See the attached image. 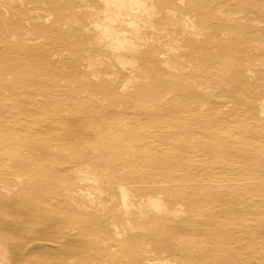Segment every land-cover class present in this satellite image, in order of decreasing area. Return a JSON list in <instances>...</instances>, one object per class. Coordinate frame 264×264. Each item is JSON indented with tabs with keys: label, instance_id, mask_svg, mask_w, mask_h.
<instances>
[{
	"label": "rangeland",
	"instance_id": "374dc122",
	"mask_svg": "<svg viewBox=\"0 0 264 264\" xmlns=\"http://www.w3.org/2000/svg\"><path fill=\"white\" fill-rule=\"evenodd\" d=\"M146 1L145 8L153 14L150 19L143 18L140 38L127 31L128 21L133 17L126 15L131 11L123 12L116 21L117 29H122L118 35L101 36L93 23L96 18H100V23L106 22L102 19L106 9L103 0H15L18 12L8 1H0V15L17 22L14 28L2 29L0 25V39L11 31L19 33L26 43L50 50L51 59L68 77L72 70H77L85 78L84 82L97 85L94 92H84L78 82L56 76L49 80L52 87L46 88L33 73L11 70L5 53L0 55V252L8 264H161V259L168 264H228L201 252L215 238L193 235L200 234V229L209 222L191 220L189 216L179 221L172 213L173 208L168 207L160 214L156 212L155 231L161 235H142L141 213L130 205V202L138 203L142 196L143 184L138 175H147L150 179L155 175L168 186L176 183L175 186L182 188L186 183L178 182L180 174L163 170L159 161L157 167L150 161L154 156L158 159L179 148L170 137L175 131L173 118L164 116L159 121L152 118L160 107H168L172 102H127L116 88L128 85L127 90L135 92L137 85L128 84V79L139 73L149 76L152 60L161 53L168 55L169 70L174 68L172 61L180 59L176 70L187 75L198 73L203 62L198 61L200 56L190 44L191 36L177 42L173 50L158 46L159 33L153 29L162 31L160 41L165 42L169 37L165 35L166 30L171 31L173 27L165 11V0ZM188 2L177 0L182 9ZM114 10L110 7L111 12ZM186 12L184 9L182 16L190 17ZM237 13L235 17H242L238 11L234 12ZM197 19L198 16L196 22ZM252 21L254 26L264 27V17L261 21L253 17ZM119 38L131 40L137 49H123L117 42ZM200 39L204 44L209 42L207 37ZM237 47L245 50L244 46ZM248 51L252 55L260 52L257 49L259 52H254L252 47ZM121 59L136 62L138 69L131 73L129 66L120 64ZM192 84L200 89L207 87L200 79L193 80ZM69 97L79 101L72 103ZM91 99L95 101L89 102ZM186 110L204 120L226 118L225 126L209 131H218L238 148H248L241 140L243 128L257 125L254 135L258 139L257 148L264 149V125L250 118L244 102L235 104L209 95L204 102ZM239 114L243 117L237 120ZM106 123L110 129H104ZM141 124L152 125L146 126L143 139L151 147L142 149L146 146L140 143L135 148L140 156L138 162L120 168L121 178L131 180L137 176L138 179L133 184L124 183L130 193L122 210L119 194L99 195L98 190L109 185L104 179L109 173L108 160L123 156L124 148L116 143L132 140L131 130L139 129ZM185 134L194 135L189 130ZM205 139L206 146L212 143L207 141L208 136ZM192 142L198 143L195 136L187 143L194 145ZM187 152L191 156L192 151ZM5 154L10 155L7 160L3 158ZM208 157L203 165L210 168L221 164L223 158L211 153ZM247 162L256 167V160ZM37 177L44 181L40 182ZM64 181L75 184L68 187V194L61 190L56 193ZM12 184L16 187L11 189ZM89 195L94 200L101 196L105 207L90 208L86 199ZM83 203L88 206H78ZM239 216L233 231H238L236 236L240 241L230 248L239 247L238 256L244 264H264V215L256 210L250 218ZM184 228L188 229L187 233L183 232ZM162 237L168 239V245L155 249L153 240H162ZM145 252H154V255L144 256Z\"/></svg>",
	"mask_w": 264,
	"mask_h": 264
},
{
	"label": "bare ground",
	"instance_id": "6f19581e",
	"mask_svg": "<svg viewBox=\"0 0 264 264\" xmlns=\"http://www.w3.org/2000/svg\"><path fill=\"white\" fill-rule=\"evenodd\" d=\"M5 1H8L16 12L19 11L15 0ZM103 2H105L106 9L102 19L106 22L100 23V18H96L95 23H93V27L100 32L102 37L110 38L118 35L122 29H117L116 21L123 12L127 14L128 11H131L130 14L126 15L133 17L132 20L128 21L127 31L134 33L136 38H140V32L144 27L142 25L143 18L150 19L153 14V11L149 13L145 8L146 0H103ZM164 2L168 21L173 29L164 31L165 35L169 36L165 42L160 41L162 31L153 29L159 33L158 46L173 50L177 42L191 36L190 44L195 47L200 56L198 61L203 60L200 62L201 66L197 71L198 73L187 75L176 70L180 66V59L172 61L174 68L169 70L171 63L168 55L161 53V56L152 60L149 76L143 77L140 73L130 76L128 84L137 85L135 92L128 91V85L116 89L123 93L122 96L127 102L136 100L172 102L168 107H160L157 110L158 113L154 114L152 118L157 121L164 116L173 118L172 127L175 128V131L170 134V137L174 143L179 145V148L177 151L171 150L163 154L158 159L154 156L150 161L153 167L154 165L157 167V161H159L163 170L180 174L181 176L177 177L178 182H184L186 185L182 188L175 186L176 183L168 186L163 184L155 175L151 179L147 175H138V179H141L143 184L140 190L142 196H140L138 203L130 202V205L134 207V210L141 213V226L139 228L141 231H139L142 235L155 237L158 234L155 231L156 223L154 222L157 217L156 212L160 214L168 207L173 208L172 213L179 218V221H183L189 216L191 220L209 222L205 224L203 229H200V234H193L197 237L199 235L201 238V234H205V237L215 238V242H207L201 252L209 258L219 259L221 263L228 261V264H233V262L244 264V260L238 256L239 247L232 249L230 246L234 243L238 244L240 241L236 236L238 231H233L235 226L237 227L234 221L240 217L239 215H246L250 218L256 214V210L261 211L264 215V149L257 148L259 146L258 139L255 140L254 136L257 125L243 128L241 140L247 144L248 148H238L233 144V141H226L224 136L217 133L218 131H209V129L219 128L220 125L225 126L227 122L225 123L224 120L226 118L216 117V120H204L201 118L202 116L195 117L193 114H188L186 108L204 102L209 95L234 101L235 104L236 101L244 102L250 118L254 119L256 123L260 122L264 125V46L262 45L264 43V40L262 41L264 27H257L252 24L253 17L260 19V21L264 17V0H189L184 9L187 11L185 14L190 17L186 18L182 16L184 9L178 5L177 0H165ZM110 7H114L115 10L111 12ZM235 11L241 13L239 15L242 17H235L238 15V13L234 14ZM16 23L12 20H6L0 15L2 29L14 28ZM260 23L262 25V22ZM11 32L5 37L1 35L0 39V44L3 45L0 47V55L5 53L6 62L7 64L9 62L8 67L11 70L18 72L26 70L33 73L38 79H41L40 85L46 88L52 87L49 80L58 76L78 82L83 87L84 92L90 91L92 93L97 89L95 83L90 85L84 82L85 78L77 70H72L70 77H68L51 59L52 52L50 50L30 45L19 36V33L17 35L14 31ZM201 37L209 38V42L204 44L200 39ZM117 42L123 49L130 51L137 49L131 40L119 38ZM238 45L244 46L245 50H239ZM15 47H19L20 50L19 48L15 49ZM250 47L255 48L254 52L256 49L259 50L260 52L257 51L259 54L252 55V52L250 54L248 51ZM191 61L193 62V60ZM119 62L121 65L129 66L132 69L131 73L138 69L136 62L122 59ZM201 68L202 71H200ZM195 79H200L207 84V87L196 88L192 84ZM69 100L72 103L79 101L76 98ZM94 101L95 99L89 100V102ZM242 117L243 115H237V120ZM200 119L201 122L198 124ZM146 126L152 125L141 124L139 129L131 130L130 133L134 137L132 140L122 144L116 143L119 148H124L123 156L115 158V160H108L107 170L109 173L104 179L106 185H109L102 186L98 190L99 195L107 192L119 194L122 210H125L126 198L130 193L124 183L133 184L138 179L137 176L129 180L118 175H120V168L123 166L138 162L140 156L137 155L135 148H138L140 143L142 146H146L142 149L151 147L150 144L143 142L146 136ZM104 129H110L107 123ZM188 130L194 135L185 134ZM194 136L198 143L192 142L194 145H189L187 142L191 141ZM207 136L209 137L207 141L212 142L208 146L204 142ZM138 137L142 140H138ZM188 150L192 151L191 156H188ZM210 153L216 158L223 157L221 164L215 168L203 165ZM4 156H6V158L3 157L6 160L10 157L8 154ZM244 156L247 161L256 160V167L252 168L251 165H248ZM231 157L232 159H230ZM23 168L26 170L25 167ZM37 179L40 182L44 181L40 177ZM240 181L243 183H239ZM71 183L75 184L74 182H62L56 188V193L61 190L68 194V187ZM109 186L111 187L109 188ZM15 187V184L9 186L11 189ZM42 190L40 193L43 192ZM100 198L101 196L94 200L89 195L86 198L90 203L88 204L89 207L93 208L94 205H98L104 208L105 204ZM88 205L83 203L78 206L85 208ZM152 210L156 211L153 212ZM253 231L249 230L250 234H253ZM183 232L187 233L188 229L184 228ZM158 235H161V232ZM162 238V240H153L152 245L155 249L168 245V239ZM230 241L232 242L229 244ZM143 255H154V252H145ZM159 261L161 264H168L164 259ZM0 264H8L5 255L1 252Z\"/></svg>",
	"mask_w": 264,
	"mask_h": 264
}]
</instances>
